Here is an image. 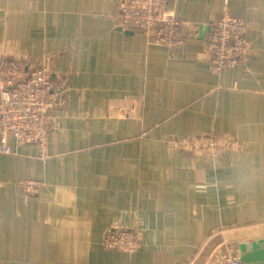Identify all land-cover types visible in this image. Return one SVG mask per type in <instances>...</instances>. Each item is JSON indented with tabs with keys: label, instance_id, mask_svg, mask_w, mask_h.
<instances>
[{
	"label": "crops",
	"instance_id": "crops-1",
	"mask_svg": "<svg viewBox=\"0 0 264 264\" xmlns=\"http://www.w3.org/2000/svg\"><path fill=\"white\" fill-rule=\"evenodd\" d=\"M119 3L0 0V50L60 87L44 154L12 137L0 153V264H206L254 242L243 264H264V0H169L189 36L176 58L116 26ZM227 7L255 40L216 73L200 36ZM204 133L239 146L214 159L176 146ZM123 226L143 232L133 252L104 244Z\"/></svg>",
	"mask_w": 264,
	"mask_h": 264
},
{
	"label": "built area",
	"instance_id": "built-area-1",
	"mask_svg": "<svg viewBox=\"0 0 264 264\" xmlns=\"http://www.w3.org/2000/svg\"><path fill=\"white\" fill-rule=\"evenodd\" d=\"M116 26L138 29L150 41L163 43L176 58L178 49L188 35L186 22L176 15L169 0H120L114 15ZM199 36L198 30L194 33ZM202 54L211 62L216 73L241 60L249 58L255 40V29L229 7L212 23L204 36H200ZM23 61L8 49L0 50V153L13 154L17 144H36L45 152L50 131L51 113L58 107L60 87L52 79L49 66ZM176 146L185 151L218 157L230 146L238 148L233 138L214 133L184 135L175 139ZM143 232L139 227L123 226L109 230L104 238L108 248L133 252L141 245ZM206 264H243L239 246L225 243L217 247Z\"/></svg>",
	"mask_w": 264,
	"mask_h": 264
},
{
	"label": "water",
	"instance_id": "water-1",
	"mask_svg": "<svg viewBox=\"0 0 264 264\" xmlns=\"http://www.w3.org/2000/svg\"><path fill=\"white\" fill-rule=\"evenodd\" d=\"M258 249H260V244L258 242L252 243L251 246L246 244V243H242L240 245L241 253L244 255V258H246L247 260H250V258H251L250 255H249L250 252L252 250L256 251Z\"/></svg>",
	"mask_w": 264,
	"mask_h": 264
}]
</instances>
